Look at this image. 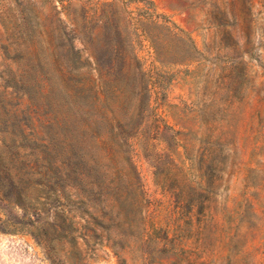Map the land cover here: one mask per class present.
Returning <instances> with one entry per match:
<instances>
[{"label": "rangeland", "instance_id": "obj_1", "mask_svg": "<svg viewBox=\"0 0 264 264\" xmlns=\"http://www.w3.org/2000/svg\"><path fill=\"white\" fill-rule=\"evenodd\" d=\"M111 1L0 0V105L26 125L34 109L63 121L42 186L30 189L40 197L35 219L59 234L47 246L7 230L22 212L0 201V264H264V0H149L183 32L150 29L156 50L144 33L135 38L151 78L149 111L129 141L142 190L123 183L107 192L117 204L92 208L89 190L74 187L69 61ZM92 217L100 225L84 237Z\"/></svg>", "mask_w": 264, "mask_h": 264}, {"label": "trees", "instance_id": "obj_2", "mask_svg": "<svg viewBox=\"0 0 264 264\" xmlns=\"http://www.w3.org/2000/svg\"><path fill=\"white\" fill-rule=\"evenodd\" d=\"M136 1H143L144 8L136 12L129 10L128 4ZM149 4H152L149 0L103 3L101 10L96 9L92 15L94 27L88 40L81 41L82 49H76L73 45V60L69 64L75 77L73 175L77 183L74 187L89 190L92 208L103 202L117 204L121 196H112L107 192L119 191L123 183L135 191L142 190L129 141L149 111L151 78L137 54L135 38L137 31L144 33L150 46L156 50V41L149 35L150 29H163L176 39H181L177 34L183 32L173 23L157 16ZM117 6L119 13L115 10ZM106 7L110 9L106 10ZM92 17L88 18L87 23ZM96 41L99 44H95ZM164 43L166 45L168 39ZM35 45H30L33 51L36 50ZM165 62L178 63L181 59ZM40 64L38 59L37 65ZM83 70H86L84 76ZM14 93L19 94L17 91ZM4 97L0 96V103ZM26 101L30 102L29 97ZM29 114L33 125L22 123L19 114L0 105V201L5 207L22 212V222L11 223L7 220L6 223L13 226L7 230L28 231L47 245L59 232L56 233L55 225L35 219L41 212L40 197L32 196L30 189L42 186L39 180L42 177L40 171L43 169L40 168L44 163L43 157L56 153L58 132L55 130L62 129L63 121L50 115L40 117L35 109L30 110ZM42 127L45 130L49 127L53 137L43 136ZM64 139L72 152V140L67 135ZM55 162L48 170L55 169ZM33 175L39 178L34 179L31 186L29 178ZM99 222L98 217H92L89 224L93 228H87L88 233L83 236L89 237V232L95 233V226L100 225ZM74 230L77 229L74 227ZM73 239L76 240L77 236L74 235Z\"/></svg>", "mask_w": 264, "mask_h": 264}]
</instances>
